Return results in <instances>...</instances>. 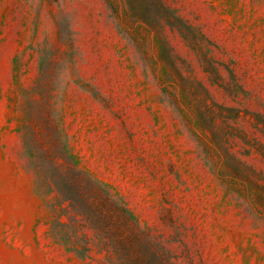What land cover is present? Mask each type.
Segmentation results:
<instances>
[{"label": "rangeland", "instance_id": "rangeland-1", "mask_svg": "<svg viewBox=\"0 0 264 264\" xmlns=\"http://www.w3.org/2000/svg\"><path fill=\"white\" fill-rule=\"evenodd\" d=\"M105 208L158 264H264V0H0V264L120 262Z\"/></svg>", "mask_w": 264, "mask_h": 264}, {"label": "trees", "instance_id": "trees-1", "mask_svg": "<svg viewBox=\"0 0 264 264\" xmlns=\"http://www.w3.org/2000/svg\"><path fill=\"white\" fill-rule=\"evenodd\" d=\"M101 201H102V205L114 207V210H117L116 213L121 214V216L118 218L122 222V225H123L121 230L123 231L124 229H126L125 226H128L129 225L128 223L131 222V218H132L131 213L126 208L118 205L116 201L111 199V197L107 194L103 195V199ZM106 208L99 210L98 213L100 216H103V219H102L103 222H101L103 223L102 231L107 236H109V239L112 241V244L114 248L116 249L117 254L120 258V262L116 264H158V260L152 257L148 253V250L141 245L139 236L136 235L134 232L128 231V233L126 234L116 233L114 235H111V233H107V231H105V230L110 229V223L113 220L112 217L109 216L110 211H113V210H106ZM95 210L98 211V209L94 205H90L88 210L86 211L85 216L87 217L88 220H90V224H93L95 221L98 220V219H95V216L93 215L95 214L94 213ZM102 212H104L105 215H102ZM94 226L96 228H99L98 224ZM65 240H66L65 242H67L68 244H72V245L75 244L72 241V239H69V237L65 238Z\"/></svg>", "mask_w": 264, "mask_h": 264}]
</instances>
